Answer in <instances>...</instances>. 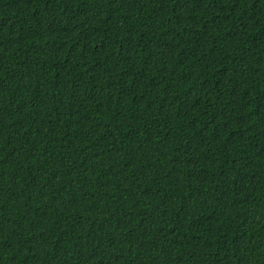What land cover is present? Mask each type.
Listing matches in <instances>:
<instances>
[{"label":"trees","instance_id":"16d2710c","mask_svg":"<svg viewBox=\"0 0 264 264\" xmlns=\"http://www.w3.org/2000/svg\"><path fill=\"white\" fill-rule=\"evenodd\" d=\"M0 264H264V0H0Z\"/></svg>","mask_w":264,"mask_h":264}]
</instances>
